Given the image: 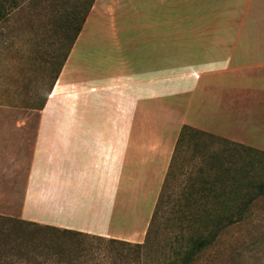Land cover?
I'll use <instances>...</instances> for the list:
<instances>
[{
    "label": "rangeland",
    "instance_id": "obj_1",
    "mask_svg": "<svg viewBox=\"0 0 264 264\" xmlns=\"http://www.w3.org/2000/svg\"><path fill=\"white\" fill-rule=\"evenodd\" d=\"M15 1L16 7L2 2L0 13V216L33 222L26 219L31 212L25 209V186L37 126L42 119L57 120L63 115L72 119L73 112L64 110L72 109L74 103L73 80L76 78L78 85L82 83L89 89L105 84L112 72L122 71L123 46L157 45L159 40L151 36L157 35L159 28L177 24L228 25L234 18L210 17L203 22L201 18L174 17V11L169 9L176 0H98L100 8L95 20L90 13L96 0L90 8V0ZM73 10L77 16L84 15V30L68 52L58 94L53 95L63 69L50 88L59 43L58 23ZM161 35L168 40L174 34ZM186 35L196 40L218 38L217 33L194 32L178 33V40ZM137 52L144 50L133 49L129 56ZM44 99L41 110L33 109ZM165 107L168 109L169 104ZM177 138L176 130L163 124L160 178L150 176L148 170H139L136 175L131 169L129 179L124 176L129 185L122 187L116 185L115 177L114 200L118 207L114 209L109 236L101 237L145 244L139 264H176L172 259L174 250L194 229L190 213L218 205L214 195L226 185L216 179H238L247 173L252 177L264 175V157L248 146L199 130L186 134L179 143ZM145 163L153 166L150 159ZM149 189L154 191L149 193ZM248 208L247 217L223 233L195 264H264V196L256 198ZM51 241L48 251L54 258L44 264H91L92 260L93 264H126L120 263L117 248L95 238H83V249L71 254L81 256L73 263L68 252L64 257L55 256V252L60 244L63 250H71L77 246L76 239H66L64 243L63 238L57 245ZM47 242L48 239L43 244ZM43 244L38 252L46 250ZM129 253L125 250L123 255L131 258Z\"/></svg>",
    "mask_w": 264,
    "mask_h": 264
},
{
    "label": "crops",
    "instance_id": "obj_2",
    "mask_svg": "<svg viewBox=\"0 0 264 264\" xmlns=\"http://www.w3.org/2000/svg\"><path fill=\"white\" fill-rule=\"evenodd\" d=\"M169 10L174 17L234 22L159 28L151 36L157 45L123 46L122 71L105 84L89 89L75 78L72 109L64 110L72 119L38 123L25 186L27 220L109 236L118 207L115 177L122 187L131 169L161 177L163 124L176 136L188 126L264 152V0H176ZM194 32L218 38L178 40V33ZM162 33L174 35L163 40Z\"/></svg>",
    "mask_w": 264,
    "mask_h": 264
},
{
    "label": "trees",
    "instance_id": "obj_3",
    "mask_svg": "<svg viewBox=\"0 0 264 264\" xmlns=\"http://www.w3.org/2000/svg\"><path fill=\"white\" fill-rule=\"evenodd\" d=\"M2 2H8V5L16 7L15 0H0V13L4 8ZM93 0L88 2L87 8H90ZM84 22V15L77 16L73 10L67 14L66 18L58 23V46L56 48L54 61V70L52 74L51 86L53 87L63 65L68 56V52L73 45L77 35L81 31ZM46 99L41 100L37 107L33 109L41 110ZM197 130L188 126H182L176 143H179L186 134L195 133ZM248 148V147H247ZM250 151L264 157V152L248 148ZM247 173V172H246ZM221 183H225L217 195H214L217 200L216 206L212 208H203L202 210H194L190 213L191 227L194 228L192 234L186 236V240L180 242L178 247L173 252V263L176 264H195L201 254L211 248L215 241L227 230L235 224L241 222L249 214L248 205L259 196H264V175L252 177L248 173L243 174L240 178L216 179ZM233 184V185H232ZM95 238L103 241L111 247L117 248V256L121 260L120 263H136L139 264V256L145 244L130 243L118 239L104 240L101 236L89 235L75 230L59 229L48 225H40L34 222H29L20 219L0 216V264H44L49 259L54 258V255L48 251L49 241L60 244L64 238L75 240L78 242L71 250H63L62 245H59V250L55 252V256L64 257L65 252H68V259L71 263L80 259V254L74 252L80 251L83 248V238ZM48 239L47 246L43 244ZM40 244L46 247L45 251H39ZM132 254V257L123 255L124 251ZM85 251V250H84ZM127 254V255H130ZM30 255V256H29ZM70 256V257H69ZM43 259L41 262L39 258ZM57 257V258H58ZM130 258V259H128ZM59 259V258H58ZM24 261V262H23ZM94 260L91 261L93 264Z\"/></svg>",
    "mask_w": 264,
    "mask_h": 264
}]
</instances>
